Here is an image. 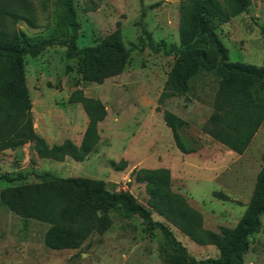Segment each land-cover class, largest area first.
<instances>
[{"label":"rangeland","instance_id":"rangeland-1","mask_svg":"<svg viewBox=\"0 0 264 264\" xmlns=\"http://www.w3.org/2000/svg\"><path fill=\"white\" fill-rule=\"evenodd\" d=\"M35 26L26 21L6 22L10 30L22 31L33 44L63 40L70 33L65 0H28ZM78 50L96 46L101 39L120 30L127 48L135 46L124 70L101 84L85 82L66 48L54 45L37 57L24 59L25 83L32 104L33 128L48 144L65 139L78 141L87 123L80 104L68 98L81 90L97 98L107 115L99 124L97 150L82 163L40 159L31 144L0 153V192L12 186L40 182L49 173L60 178L83 177L101 180L109 191L129 192L147 207L143 184L131 173L138 169L164 167L171 173V189L182 195L202 216V228L218 233L237 225L252 195L264 155V119L243 154H236L209 136L204 127L213 113L212 101L219 80L201 72L189 91L161 101L168 73L175 59L170 47L179 49L177 0H71ZM264 0H251L247 12L219 25L220 40L228 49V61L263 65L261 25ZM143 30L145 34H143ZM158 50H153L149 43ZM213 104V103H212ZM170 112L186 122L179 130L187 149L178 148L172 130L164 121ZM121 159L127 167L116 171L110 162ZM13 179L12 182L7 178ZM220 193L225 198L214 195ZM113 224L103 235L90 236L79 249L52 250L45 246L49 225L24 221L0 204V264H167L169 251L160 230L150 237L138 217L112 214ZM152 219L164 223L190 258L217 259L213 245H197L157 213ZM243 264H264V215L261 228L248 238Z\"/></svg>","mask_w":264,"mask_h":264},{"label":"trees","instance_id":"trees-1","mask_svg":"<svg viewBox=\"0 0 264 264\" xmlns=\"http://www.w3.org/2000/svg\"><path fill=\"white\" fill-rule=\"evenodd\" d=\"M70 33L63 40H45L33 44L22 32L10 30L6 22L26 21L35 26L33 9L28 0H0V153L14 151L31 144L40 159L63 162L66 157L84 161L100 143L99 123L107 112L97 98L84 96L75 90L68 98L71 104H80L87 124L80 145L70 140L49 146L33 128L32 104L25 83L24 59L35 58L54 45L66 48L67 59L75 60L81 80L101 84L120 74L136 47L127 48L119 29L101 39L96 46L78 50L74 11L71 0H65ZM179 49L168 73L161 101L186 94L192 80L201 72L214 75L219 88L213 99V113L204 131L218 143L236 154H243L264 119V60L261 67L228 61V49L216 29L231 19L247 12L251 0H177ZM264 50V12L261 25ZM143 34L145 31L143 30ZM153 50H158L152 42ZM164 121L172 130L176 144L185 154L187 149L179 130L186 122L170 112ZM116 171L127 167L121 159L110 162ZM40 182L10 186L0 192V204L24 221L35 220L49 225L44 244L52 250H76L92 235H103L113 224L112 214L124 218L141 219L148 236L160 230L169 251L167 264H243L248 252V238L261 228L264 215V155L248 205L237 225L221 228L218 233L202 228V216L189 206L186 199L172 191L170 171L165 168L138 169L131 179L143 184L148 195L147 207L139 204L126 191H109L101 180L83 177L60 178L49 173L41 175ZM12 182L13 179L7 178ZM215 196L225 198L220 193ZM157 213L170 225L197 245H213L219 251L217 259L196 261L175 239L164 223L154 221Z\"/></svg>","mask_w":264,"mask_h":264},{"label":"crops","instance_id":"crops-1","mask_svg":"<svg viewBox=\"0 0 264 264\" xmlns=\"http://www.w3.org/2000/svg\"><path fill=\"white\" fill-rule=\"evenodd\" d=\"M196 78V77H195ZM194 78V79H195ZM212 103H213V101H212ZM212 103H211V105H212ZM87 124V123H86ZM100 124V123H99ZM98 127H99V125H98ZM85 128H86V126H85ZM85 128L83 129V133H84V131H85ZM99 131V130H98ZM83 133H82V136H83ZM82 136H81V138L78 140V141H76V142H74V141H72L71 139H65V140H70V141H72L75 145H80V143H81V140H82ZM44 140H45V142L48 144V140H47V138H45V137H42ZM65 140H63V141H65ZM62 141V142H63ZM61 142V143H62ZM61 143H55V144H51V145H49V146H52V145H58V144H61ZM195 152H196V150H195ZM194 152V153H195ZM92 154V153H91ZM185 154V153H184ZM190 154V153H189ZM65 159H69V160H72L71 158H68V157H66ZM74 161V160H73ZM76 162V161H75ZM82 162H84V161H82ZM82 162H78V163H82ZM160 168H164V167H160ZM145 169V168H144ZM154 169H157V168H154ZM165 169H167V168H165ZM169 170V169H168ZM170 171V170H169ZM170 177H171V173H170ZM172 180V179H171ZM173 191V190H172Z\"/></svg>","mask_w":264,"mask_h":264}]
</instances>
